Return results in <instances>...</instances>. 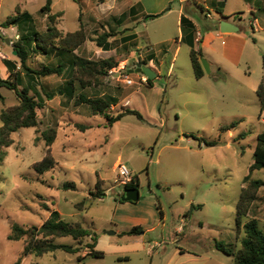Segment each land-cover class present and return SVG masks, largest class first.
Returning <instances> with one entry per match:
<instances>
[{
	"label": "rangeland",
	"instance_id": "374dc122",
	"mask_svg": "<svg viewBox=\"0 0 264 264\" xmlns=\"http://www.w3.org/2000/svg\"><path fill=\"white\" fill-rule=\"evenodd\" d=\"M51 1V11L61 12L54 25L68 32L77 30L81 21L87 39L71 54L47 56L32 51L27 60L35 69L44 64H62L63 72L33 80L23 75L20 80V87H26L44 103L37 109L38 124L12 133L13 143L3 148L0 264H15L24 248L26 236L8 239L12 224L39 227L52 209L58 210L64 220L94 232L95 249L102 251L103 257L84 256L85 250H56L42 256L28 253L19 264H233L232 256L215 248V241L239 248L245 236L242 224L249 218H255L264 230V189H260L242 223L236 222L239 194L253 161L256 137L264 130V111L260 112L255 92L264 74V0H222L223 13L241 26L230 36L223 33L219 37L216 29H207L213 21L199 8L188 13L200 35L210 33L208 43L201 47V57L209 65L213 62L211 74L205 73L199 79L193 75L189 45L175 40L179 34V0H141L143 17L149 13L160 15L145 23L138 18L129 25L137 34L139 48L130 47L128 42L125 47L119 36H111L109 51L98 47L93 38L96 32L116 30L120 6L110 8L111 0L104 5L99 3L101 0ZM45 3L46 0H0V25L17 7L31 15V21L11 24L0 34L5 60L16 61L19 67V58L13 54L15 33L29 32L30 27L43 31L50 24L40 12ZM251 8L257 10L256 18L263 29L254 30L250 25ZM80 9L83 12L79 21ZM211 12L220 16L213 9ZM5 38L11 43L7 44ZM199 46L196 43L195 47ZM73 53L88 60L112 57L117 62L96 88H79L75 81V93L127 99L125 105L137 109L144 119L127 114L110 126L104 115L92 114L85 104L76 105L61 95L46 99L42 88L54 91L71 77L68 71L72 69ZM2 60L0 75L6 78L8 71ZM141 61H147L157 74L152 86L139 82V73L129 72ZM122 64L123 72L134 84H125L118 77ZM0 92L4 97L0 112L18 103L12 89L1 87ZM120 109L122 106L115 104L107 112L114 115ZM240 117L243 120L234 128L221 132V126ZM82 124L89 126L82 128ZM50 128L56 135L51 154L57 164L38 174L32 165L45 153L43 133ZM243 132L246 136L236 139ZM189 133L217 143L206 146L187 137ZM118 162L139 180L137 201L120 199L124 186L119 182ZM250 178L264 180V168L251 171ZM64 181H74L76 188L62 189ZM96 182L105 196L91 199L89 192L96 190ZM43 203L48 209L43 208ZM190 204L202 206L188 215L185 213ZM136 225L142 228L139 234H121ZM89 240L86 237L83 244ZM56 241L76 243L69 236Z\"/></svg>",
	"mask_w": 264,
	"mask_h": 264
},
{
	"label": "trees",
	"instance_id": "16d2710c",
	"mask_svg": "<svg viewBox=\"0 0 264 264\" xmlns=\"http://www.w3.org/2000/svg\"><path fill=\"white\" fill-rule=\"evenodd\" d=\"M200 11L204 12L205 9L200 7ZM215 11L222 15V11L215 8ZM40 12L44 14L50 24L46 26L43 31H37L30 27L29 32L22 33L19 38L13 41V50L16 51V56L19 58V67L16 61L3 60L6 62L8 76L3 78L0 75V88L7 87L12 89L18 97V103L8 108H3L0 112L1 126H0V164L4 159L5 151L3 148L10 146L13 143L11 134L24 127H35L38 124L37 109L43 107L42 98H38L31 94L26 87H20V80L22 76H26L28 80H33L35 77L47 76L51 74L61 75L63 72L62 64L47 65L44 64L40 68H32L27 64V60L32 51L42 53L47 56L56 53L63 55L66 52L72 53L87 39L83 23L80 21V14L78 19L80 26L77 30L63 32L62 29L54 25L55 19L61 13L51 12V0H46V3L40 8ZM160 14L149 13L145 14V19H151L159 16ZM206 15V14H205ZM228 17L229 15H225ZM20 21H31V15L27 11H21L18 7L15 13L7 16L2 22L1 26L7 27L11 24H17ZM218 23L208 25L207 29H216ZM181 40L186 42L189 47V56L194 77L201 78L205 71L201 65L200 57L202 56L201 47H195L196 26L194 22L185 14L180 17ZM122 31H101L96 32L93 41L98 47L103 50H110L112 48L109 37L116 36ZM135 34L123 36V45L126 47L127 41L133 39ZM135 44V42H132ZM146 64L147 61H141ZM72 64L71 77L66 83L58 87L54 91H47L42 88L43 94L46 99H52L55 95L59 94L67 100H73L74 104H85L88 106L92 114H101L106 118L107 124L112 125L114 122L120 120L127 114H133L138 119L143 120L142 114L134 108L124 107L116 114L111 115L107 110L115 105L118 100L114 96L104 95H88L82 91L75 93V81L78 82L79 88L91 87L96 88L101 82V78L107 74L108 70L113 68L117 62L112 57L102 58L97 60H88L79 55H73L70 65ZM264 64V56H263ZM153 79H148L147 84L152 86ZM256 95L260 105V112L264 111V75L256 88ZM0 101H4V97L0 92ZM241 119L234 120L229 124L221 126V132H225L234 128ZM82 128H87L89 125H81ZM187 137H192L203 143L206 146H213L217 143L215 140H207L194 133H189ZM246 133H240L236 139L244 138ZM55 130L50 128L43 133V140L45 143V153L43 157L34 162L32 168L36 173L42 174L50 169H53L57 164L56 160L51 154V144L55 140ZM37 139V137H36ZM264 168V130L259 132L256 137V144L253 149V162L249 165V173L245 176V184L241 187L236 213V222L240 225L242 219L245 218L251 208V205L257 198L258 190L264 186V180L259 178H250V172L255 169ZM139 187L138 178L133 175L131 181L124 185V188ZM62 189H75L74 181H64L61 184ZM96 190L90 191V198H102L105 196V191L100 189L99 182L95 183ZM123 195V193H122ZM43 208L48 209L47 205L43 203ZM201 204H190L189 209L185 214H190L194 209L201 208ZM245 233L244 238L241 240V246L234 248L233 244H224L221 241H215V248L223 253L232 256L233 264H264V230H262L255 218H249L242 224ZM142 231L140 226H133L121 234H139ZM26 236V241L21 256L15 262L19 264L21 257L32 253L36 256H42L48 252L62 250L68 253H77L85 250L84 256L103 257V252L95 249L96 235L94 232H89L88 229L79 223L69 222L64 220L60 212L52 209L49 216L45 219L39 227L31 226L23 228L17 223L12 224L11 233L8 235L10 240H18ZM71 237L76 243H61L56 239L60 237ZM88 237L90 240L83 244V239ZM81 259V258H80ZM31 264H37L35 262Z\"/></svg>",
	"mask_w": 264,
	"mask_h": 264
},
{
	"label": "crops",
	"instance_id": "0c3cea01",
	"mask_svg": "<svg viewBox=\"0 0 264 264\" xmlns=\"http://www.w3.org/2000/svg\"><path fill=\"white\" fill-rule=\"evenodd\" d=\"M99 1V0H98ZM107 0H101L99 3H101V5H104L105 4V2H106ZM116 1L117 0H111V4H110V8H116V7H119L120 6V9H119V15H118V17L115 19V22L119 25L117 28H115L116 30H113V31H122V30H124V32H122V33H118L116 36H119V38L121 39L123 36H126V35H130V34H135V37L133 38V39H131V40H129V41H127L128 43H129V45H130V47H137V48H139V46H138V41H137V34L134 32V31H132V27L131 26H129V25H131V22H137L138 20V18L139 19H141L142 20V23H145L146 21H147V19H145L143 16H142V6L140 5L141 4V0H120V1H117V3H116ZM179 2H180V6H179V9H177V25H178V29H179V34L176 36V42H184V41H182L181 40V35H182V33H181V28H180V17H181V15L182 14H185L188 18H190L193 22H194V24H195V26H196V37H195V45H196V43H199V47H202V45H205V43L207 42L208 43V41H209V38H208V34H210V33H207V35L205 36V35H200L199 34V30H198V28H197V24H196V22L194 21V19L191 17V16H189L188 15V13H190V12H195V11H197L198 10V8H199V10H200V7H203L204 9H205V13L208 11V12H210V14H211V16L210 17H208V18H210V19H212V21H213V23L211 24V25H213L215 22H217L218 23V26H217V28H216V35L217 36H219V37H222L223 36V32H221L220 30H219V21L221 20V19H226L227 21H230V22H232V23H234L236 26H238V27H240L241 28V26H239L237 23H235L234 21H231L229 18H227L226 16H225V14L223 13V10H222V8H223V3H222V0H179ZM197 3H199L200 4V6H198V4ZM51 4H52V1H51ZM80 5H82V4H80ZM96 6H98V5H96ZM141 6V7H140ZM215 8H218V9H220L221 11H222V15H220V16H217V14L215 15V14H213L212 12H211V10L213 9L214 11H215ZM82 9H83V6H82ZM82 9H80V11H79V13H81V12H83V10ZM51 10H52V8H51ZM106 10H109V8L108 9H105V10H103L101 13L103 14L104 13V11H106ZM168 10L169 11H172V9L171 8H168ZM52 12V11H51ZM57 12H59V13H61L60 11H55V12H52V13H57ZM250 12L252 13V15H253V18H252V20H250L249 21V23H250V25L252 26V28L254 29V30H261V29H263V27L261 26V24L259 23V21H258V19L256 18V15H257V10H255V8H251V10H250ZM168 12H166L165 14H167ZM216 13V12H215ZM165 14H163V15H165ZM205 17H207L206 15H205ZM126 19V21L125 22H123L124 20ZM85 28V27H84ZM239 28V29H240ZM7 29L8 28H5L4 27V30L5 31H7ZM14 30V29H13ZM86 31V30H85ZM263 31H264V29H263ZM87 33V32H86ZM16 34V33H15ZM14 34V35H15ZM231 34H229V33H227V35L226 36H230ZM115 36V37H116ZM132 42H135V44H132ZM186 43V42H185ZM123 45V44H122ZM112 49V48H111ZM110 49V50H111ZM103 50V49H102ZM105 51H109V50H105ZM54 53H56V51H54ZM75 53H73V55H74ZM153 54V53H152ZM152 54H149L147 57L149 58ZM73 55H72V57H73ZM3 61V60H2ZM147 61H148V59H147ZM211 63L213 64V62H210V65H211ZM216 64H219L218 62L216 63ZM16 65L18 66V64L16 63ZM145 65H147V63L145 64ZM7 69V68H6ZM153 69V68H152ZM219 70H220V67L218 68ZM263 69H264V64H263ZM154 70V69H153ZM71 74V71L69 70L68 71V74ZM156 73V72H155ZM220 73H222V71L220 72ZM209 74H211V72L209 73ZM224 74V73H223ZM223 74H220V77H222L223 76ZM194 75V74H193ZM205 75V74H204ZM203 75V76H204ZM264 75V74H263ZM263 75H262V77H263ZM156 76H157V74H156ZM202 76V77H203ZM262 77H260L259 78V80H258V83L260 82V80L262 79ZM66 81H67V79L63 82V85L66 83ZM257 86H258V84H257ZM257 88V87H256ZM256 91V90H255ZM57 95H59V94H57ZM63 97V96H62ZM259 102V101H258ZM127 103V99L126 100H118V102L116 103V104H120V106H124V107H128L127 105H125ZM113 106V105H112ZM260 106V105H259ZM240 119H242L241 117H240ZM243 120V119H242ZM253 162V161H252ZM260 189H264V186H262ZM260 189L258 190V193H257V196H259V191H260ZM262 196L264 195V191L262 192V194H261ZM180 252H183V251H181L180 250Z\"/></svg>",
	"mask_w": 264,
	"mask_h": 264
},
{
	"label": "water",
	"instance_id": "95a60500",
	"mask_svg": "<svg viewBox=\"0 0 264 264\" xmlns=\"http://www.w3.org/2000/svg\"><path fill=\"white\" fill-rule=\"evenodd\" d=\"M238 29H239L238 26H236L234 23L230 21H227L226 19H221L219 21V30L223 33L235 32ZM5 42L7 44L11 43L9 38H5ZM13 54H16V51H13ZM200 62H201V65L205 73L209 74L211 72L209 62L203 57H200ZM134 71L137 73H140V72L144 73L148 79H154L156 77V73L151 67L145 64H142L140 62L136 63V66L134 69L129 70V72H134ZM138 198H139V191L137 187L125 189L124 194L120 197L122 201H137ZM107 233L113 234L114 232L107 231Z\"/></svg>",
	"mask_w": 264,
	"mask_h": 264
},
{
	"label": "built area",
	"instance_id": "2783aa9c",
	"mask_svg": "<svg viewBox=\"0 0 264 264\" xmlns=\"http://www.w3.org/2000/svg\"><path fill=\"white\" fill-rule=\"evenodd\" d=\"M205 14L207 17L211 16L210 12L208 11ZM4 32H5L4 27L0 25V34H3ZM18 38H19V35L15 34L14 39L17 40ZM5 58H7V55L1 50V46H0V59L5 60ZM123 69H124V64L120 65L119 67V72H117L118 77L122 78L121 80L125 84H129V85L134 84L135 81L129 77L128 73L123 72ZM138 79H139V82L141 83H147L148 81L147 76L142 72L138 74ZM116 168L118 169V176L120 177V180H119L120 184L124 186L126 183L131 181L132 175L130 174V171L128 170L127 166L124 163L118 162Z\"/></svg>",
	"mask_w": 264,
	"mask_h": 264
},
{
	"label": "flooded vegetation",
	"instance_id": "af4514ba",
	"mask_svg": "<svg viewBox=\"0 0 264 264\" xmlns=\"http://www.w3.org/2000/svg\"><path fill=\"white\" fill-rule=\"evenodd\" d=\"M135 68V67H134ZM124 191H125V188H124V190H123V194H124Z\"/></svg>",
	"mask_w": 264,
	"mask_h": 264
}]
</instances>
